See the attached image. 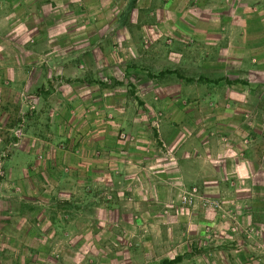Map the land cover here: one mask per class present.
<instances>
[{
  "label": "crops",
  "instance_id": "obj_1",
  "mask_svg": "<svg viewBox=\"0 0 264 264\" xmlns=\"http://www.w3.org/2000/svg\"><path fill=\"white\" fill-rule=\"evenodd\" d=\"M124 56L136 65L168 69L219 65L236 66L240 71V66H262L264 0H0V127L13 131L6 122L10 115L18 117L22 109L27 110L20 98L24 92L31 93L36 110L28 111L19 135L13 131L12 141H0V150L13 146L0 168V194L6 190L12 201L0 199L2 233L8 225V232L16 227V235L24 238L29 232L33 240L40 234L39 224L50 225L48 234L54 233V221L39 217V210L53 209V205L37 198L61 199L56 206L61 209L74 204L77 210L89 208L96 184L113 185L124 159L128 172L123 176L139 179L133 193L138 201L131 208L140 213L147 204L142 199L147 200L150 192L146 187L150 185V157L162 166V191L173 193L176 179L184 178L207 196L222 200L240 189L250 204L264 197V153L253 150V141L246 138L240 107L227 109L229 113L222 116L208 107L204 121L200 120L202 109L196 99L206 84L217 82L215 86L221 87L222 79L179 73L173 88L161 84L149 93L161 100L157 101V108L162 109L156 129L159 141L150 139L142 118L139 127L132 117L124 125L132 139H115V124L110 122L117 118L115 114L124 113L113 97L118 92L113 84L120 79L100 77L99 72L118 62L126 66L129 61ZM194 78L204 82L199 92L190 85ZM234 80L232 89L218 92L210 87L204 97L239 101L245 93L239 83L245 81L240 76ZM170 98L195 100L193 105L176 103L181 109H171ZM173 112L178 120L170 118ZM37 115L45 120L41 122ZM182 117L186 118L180 123ZM6 182L12 184V191ZM25 197L28 202L21 200ZM74 197L75 203L69 201ZM250 204L241 206L239 217L245 224L246 219L253 225L263 224L254 216L249 220L251 210L259 209ZM117 208L113 203L105 208L115 223L121 219ZM93 209L105 211L95 203ZM236 258L238 264H250L245 254Z\"/></svg>",
  "mask_w": 264,
  "mask_h": 264
},
{
  "label": "rangeland",
  "instance_id": "obj_2",
  "mask_svg": "<svg viewBox=\"0 0 264 264\" xmlns=\"http://www.w3.org/2000/svg\"><path fill=\"white\" fill-rule=\"evenodd\" d=\"M124 58L129 61L126 66L123 67L122 62H118L109 70L106 67L107 69L102 70L103 72H99L100 77L110 75L111 78L120 79L113 84L118 89V92H115L116 96L113 97H115L116 105L123 107L124 113L121 111V115L115 114L117 118L110 122V124H115V139L117 141H130L132 139L130 135L127 136L125 133L124 127L126 121L132 117L133 122H137L139 127V121L142 118L144 120L142 124L146 123L147 125L150 139L159 141L156 137V129L162 120V109L157 108V101L161 100L150 96L149 93L154 92L153 88L162 87L161 84L165 87L168 86V89L173 88V85L179 81L178 77L174 74L150 77L149 73L155 74L159 70L168 69V66L136 65L133 60L129 59L130 56H124ZM240 67L242 70L237 71L236 66L203 65L188 68L183 66L178 71L182 77L189 75L197 77L202 74L201 77L206 75L211 79H222L221 87L215 86L217 82L206 84L207 88L205 86L204 90L200 92V97L196 99L197 105L200 104L202 109L200 110L202 112L200 120L204 121V113L208 107L217 109L216 113H220V115L229 113L226 111L227 109L234 110L240 107L241 110H238V113H242L240 120L247 132L246 138L253 141V150L256 152L259 150L262 155L264 153V65ZM237 76L245 81L241 82L240 80L239 83L245 90L243 96L238 97L239 101L235 97L231 100H214L204 97L203 92L210 87L218 92L232 89L230 85L236 82L234 79ZM202 84L204 82L197 79L190 82L196 92L203 89ZM30 94V92H24L20 97L27 110L22 109L18 117L10 115L9 121L6 122V125L13 126L14 136L19 135L21 130H24L29 116L28 111H36ZM193 100L195 98H185L184 102L181 100L177 102V100L170 98L169 106L171 109L174 106L181 109L178 104L184 106ZM9 110L12 109L9 108ZM174 114L173 112L170 118L178 120V116L176 117ZM119 115L121 122L118 119ZM40 117L41 122H43L45 118L43 115H37L38 119ZM101 118L104 119L103 116ZM185 118H180L179 122L181 123ZM104 120H102V124L105 122ZM216 122L221 123L218 120ZM198 126L203 127L199 124ZM4 128L6 127H0V141L4 139L5 141H12L13 131L3 130ZM122 134L124 138L120 137ZM11 147H13L12 144L4 150H0V168L4 164L3 160L10 154ZM150 159H152L148 166L150 185L146 186L150 192L147 195V200L142 199L143 202L145 201L144 204L147 203L144 207V213H140V209L131 208L133 206L131 203L138 201V199H134L133 193L140 184L139 179L123 176L128 172L126 168L128 165L124 159L118 170L119 176L113 185L105 184L103 181L96 184L92 190V196L88 199V203L91 205L89 208L83 207L77 210L76 204H74L71 206L72 208L61 209V207H56L61 204V199L50 197L46 200L45 196L37 198L39 202L46 201L47 204L53 205V209L52 207H44L39 210L41 213L39 217L43 219V215H45L54 221L53 225L56 227L54 233L48 234L51 232L50 225L42 226L39 224L36 226L40 231V234H37L39 235L38 238L35 237L32 240L29 232H26V236L21 238L20 234L16 235L18 233L16 227L15 230L8 232V229H11L5 223L6 232L0 231V264H159L162 259L175 256L180 257L177 264H238L236 257L239 254H245L246 263L251 264L255 261L254 264H264V257L258 259L260 255L264 256L263 196L258 203L250 204L247 202L246 193L240 189L241 192L224 195V200H222L219 197L207 196L201 189L192 185L191 180L188 181L184 178L176 179L177 182H174V186L171 185L175 188L173 193H169L165 189L162 191V186H160L162 174L159 171L162 166L158 164L160 161H154L153 157ZM5 186L9 191H12L13 186L10 182H6ZM191 187L196 189V198L216 201L217 206H205L201 209L198 206L191 207L180 204L177 200L178 195ZM4 191L3 194H0V199L12 202L11 194L6 195V190ZM95 192L96 194H93ZM164 192L169 194L166 195ZM135 196L137 197V194ZM21 200L28 202L27 197L21 198ZM34 200L31 199V201ZM76 200L77 198L74 197L69 201L75 203ZM93 203L105 211L94 210ZM110 203L118 207V217L121 219L116 223L112 219V212L105 209ZM246 203L259 208L254 212L251 210L253 214H248L249 220H252L254 216L263 224L253 225L247 219L245 224L244 219L239 217V209ZM1 205L0 202V211H2ZM24 211L26 212V210ZM96 213L98 217H101L100 219H96ZM41 226L42 228H40ZM25 230L26 228L23 229V232ZM248 256L252 258L249 259Z\"/></svg>",
  "mask_w": 264,
  "mask_h": 264
},
{
  "label": "built area",
  "instance_id": "obj_3",
  "mask_svg": "<svg viewBox=\"0 0 264 264\" xmlns=\"http://www.w3.org/2000/svg\"><path fill=\"white\" fill-rule=\"evenodd\" d=\"M121 138H124V135H120ZM196 189L195 187H191L189 190H184L181 194L178 195V202L182 205L186 206H198V207H203V206H212L216 207L217 202L209 199H204V198H196Z\"/></svg>",
  "mask_w": 264,
  "mask_h": 264
},
{
  "label": "trees",
  "instance_id": "obj_4",
  "mask_svg": "<svg viewBox=\"0 0 264 264\" xmlns=\"http://www.w3.org/2000/svg\"><path fill=\"white\" fill-rule=\"evenodd\" d=\"M164 74H175L177 76H180L178 69H163V70H159L155 74L149 73V76L150 77H157V76H163ZM185 80L190 81L192 79L191 78H185ZM263 125H264V122H263ZM179 260H180V257L175 256V257L170 258V259H162L159 264H175Z\"/></svg>",
  "mask_w": 264,
  "mask_h": 264
}]
</instances>
